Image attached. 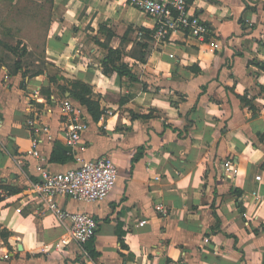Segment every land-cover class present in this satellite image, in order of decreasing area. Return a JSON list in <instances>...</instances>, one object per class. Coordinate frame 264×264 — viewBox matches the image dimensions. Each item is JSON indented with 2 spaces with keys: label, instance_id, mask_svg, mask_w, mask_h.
I'll list each match as a JSON object with an SVG mask.
<instances>
[{
  "label": "crops",
  "instance_id": "obj_1",
  "mask_svg": "<svg viewBox=\"0 0 264 264\" xmlns=\"http://www.w3.org/2000/svg\"><path fill=\"white\" fill-rule=\"evenodd\" d=\"M42 2L51 18L45 59L53 64L72 53L87 25L94 36L100 23L119 36L129 28L132 38L155 25L128 0H0V264H264V0H187L207 35L173 33L154 42L146 62L126 58L137 81L104 75L103 53L73 61L67 54L59 75L36 59L30 66L32 46L26 38L5 41L4 24L11 16L41 20ZM17 45L26 53L15 72L9 46ZM55 75L89 85L101 111L94 120L75 100L88 129L65 151L73 157L65 164L49 160L56 143L67 145L59 101L70 96L51 82ZM30 110H42L49 127L41 151L50 171L101 156L118 168L102 201L55 198L97 221L82 248H52L66 227L30 191L37 176V161L24 155Z\"/></svg>",
  "mask_w": 264,
  "mask_h": 264
},
{
  "label": "built area",
  "instance_id": "obj_2",
  "mask_svg": "<svg viewBox=\"0 0 264 264\" xmlns=\"http://www.w3.org/2000/svg\"><path fill=\"white\" fill-rule=\"evenodd\" d=\"M128 3L154 20L151 37L155 42H162L173 33H182L197 40H203L207 35L205 22L189 12L187 0H128ZM216 48L218 44L213 46V49ZM59 105L62 115L67 119L64 130L67 145L74 147L88 129V123L81 105L71 97L60 100ZM30 108L33 109L32 106ZM24 126L30 134L29 147L24 155L37 161V176L30 183V191L44 202L45 211L66 227L65 234L53 243L52 248L60 253H64L70 244L82 248L94 237L97 221L87 213L61 208L55 198L68 196L86 203L102 201L117 181L118 168L109 157L101 156L79 160L78 166L63 172H52L44 165L46 158L41 151L43 137L49 133V127L42 122V110H32L24 120ZM22 157H18L20 163ZM226 166L231 174H238V169L229 162H226ZM255 178L260 181V176ZM157 209L160 214L166 215L162 207L158 206ZM144 224L145 220L138 223L139 226ZM3 257L7 258V255Z\"/></svg>",
  "mask_w": 264,
  "mask_h": 264
},
{
  "label": "trees",
  "instance_id": "obj_3",
  "mask_svg": "<svg viewBox=\"0 0 264 264\" xmlns=\"http://www.w3.org/2000/svg\"><path fill=\"white\" fill-rule=\"evenodd\" d=\"M9 1L12 2L13 0ZM130 32L128 28L123 35L119 36L105 23H100L98 25L97 34L92 37V42L103 50V54L100 57V68L104 75L110 76L116 73L118 76H125L131 81L138 80L137 75L133 72L132 67L129 66L126 58L134 59L139 63L146 62L155 41L151 37L152 30H142V32L134 38L131 37ZM117 40L118 45L116 47L112 46V42ZM17 44L20 45L21 42ZM129 44H131V47L127 51ZM17 46H9V50L17 57L14 64L15 72L21 69V59L26 53L24 45L20 50L17 49ZM261 67L263 68L264 66L261 65ZM63 91H67L72 99L83 104L94 120L99 118L101 114L99 109L100 105L98 99L94 98L92 88L89 85L80 81H74L70 82L69 87L63 88ZM138 156L139 155H136L132 162L137 160ZM49 160L54 163L65 164L71 162L73 157L71 154L54 146ZM1 189L2 187H0V201L6 196V194L2 195Z\"/></svg>",
  "mask_w": 264,
  "mask_h": 264
},
{
  "label": "rangeland",
  "instance_id": "obj_4",
  "mask_svg": "<svg viewBox=\"0 0 264 264\" xmlns=\"http://www.w3.org/2000/svg\"><path fill=\"white\" fill-rule=\"evenodd\" d=\"M43 1V0H42ZM29 7L30 5L27 4ZM46 7V8H45ZM39 18H27L24 19H18L17 17H9L5 20V26L11 29V32L8 33V35H5V41L12 45H16L17 41L22 40V38H26L30 45L32 46L33 52H31V56H27L28 62H30V66H34V63L32 62L34 59L38 60L40 62L39 65H42L43 68L49 69L52 73H59L62 71L63 73L65 70H63L61 67L63 66L62 61L65 60V56L69 54V59L73 61L74 59H77V57H74L75 54H82L84 56L88 54H93L94 57L95 55H100L103 53V50L98 48L91 40L92 37L94 36L93 28H91L89 25H87L84 28H81L77 32V36L79 38V41L73 48L72 53H66L64 54L61 58H58L56 60V63H52L50 60L45 59V48H46V30L49 27V22L51 21V18L49 17L48 13V5H46L44 2H42V19L39 21ZM42 30V32H41ZM114 43H117V41H114ZM17 49L20 50L21 47L17 46ZM90 50H92L90 52ZM83 56V57H84ZM88 58V57H87ZM86 58V60H87ZM31 59V61H29ZM53 59V58H50ZM83 63V62H82ZM34 70H28V72H33ZM59 75V74H58ZM57 77H59L57 79ZM51 82H53L55 85L57 82H59L58 86L61 88L69 87L70 86V79L65 80L62 75L61 76H52L49 77ZM59 81H57V80ZM61 90V89H60Z\"/></svg>",
  "mask_w": 264,
  "mask_h": 264
},
{
  "label": "water",
  "instance_id": "obj_5",
  "mask_svg": "<svg viewBox=\"0 0 264 264\" xmlns=\"http://www.w3.org/2000/svg\"><path fill=\"white\" fill-rule=\"evenodd\" d=\"M56 146L61 148L62 150L66 151V152H71L72 148L68 145H64V144H61V143H56Z\"/></svg>",
  "mask_w": 264,
  "mask_h": 264
}]
</instances>
